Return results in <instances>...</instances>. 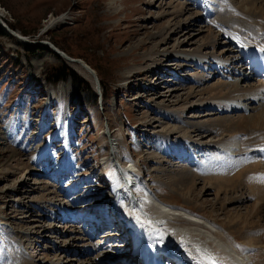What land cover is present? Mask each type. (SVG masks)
I'll list each match as a JSON object with an SVG mask.
<instances>
[{
	"label": "rangeland",
	"instance_id": "rangeland-1",
	"mask_svg": "<svg viewBox=\"0 0 264 264\" xmlns=\"http://www.w3.org/2000/svg\"><path fill=\"white\" fill-rule=\"evenodd\" d=\"M168 1L188 4L189 7L175 18L180 22V28L174 35L177 40L182 42L187 36L184 23L193 18L196 21L190 23L193 24V29L189 30L190 43H186L178 51L169 49L167 53L191 58V52L201 50L199 56L193 57L195 59L192 63L204 60L214 63V66L218 61L216 55L222 50L220 47H234L232 42L223 43L222 36L215 39L217 43L214 48L209 45L202 49L201 45L209 35L207 27L210 26V32L218 30L208 21L212 18L214 21L225 18L219 13L224 12L223 6L230 2L228 0H221L220 8L211 15L206 14V11L204 13L199 0H0V8L5 11L0 22L30 39V42H18L0 25L3 31L0 33V167L9 168L5 177H1L4 173H0V222H4L0 223V264H22V259L19 258H27L28 255L33 256L27 258L28 261L35 260L33 264H40L45 259L42 253L44 251L51 261L59 258L58 264H80L81 260H85L84 256L77 261L69 260L72 255L59 251L68 241L70 230H76L86 220L83 212H76V220L79 222L66 220L64 212L76 211V205H84L96 196L101 195L107 199L110 191L105 186L109 185L114 170L107 169L101 161L108 154L110 142L115 138L122 149L120 155L132 156L139 163L142 183L147 187L151 186L159 197L170 201L187 203L181 198L180 191L176 190V185L169 181L180 170L192 171L197 189L201 187L203 180L214 181L217 176L227 175L218 172L215 165L206 162L204 151H201L204 146L198 145L200 136L190 130L196 121L204 123L205 127H214L208 140L215 141L221 136V129L224 127H218L215 119L234 118L238 112L218 111L208 116L211 124H207V116H199L208 107L202 105L197 108L199 103L185 108L169 106L170 103L166 101L158 105L164 94H168L172 88L176 92L169 100L174 101L175 98L185 96L189 89L196 95L193 97L195 100L199 97L197 92L212 82L203 79L213 67L210 64L207 65L208 68H203L208 70L201 75L202 70L195 71L196 68L193 67L181 70L183 62L166 65L165 58H158V52L164 54V47H158L156 34L166 25L167 16L164 13L170 10L165 4ZM231 11L236 12L233 9ZM58 16L60 21L54 22L40 33L51 17ZM198 28L201 29L200 33H197ZM43 41L56 45L69 56L81 58L93 68L96 78L102 83L99 90L106 92L107 98L100 100L97 95L96 100H93L90 92L98 93L93 83L95 81L85 76L76 63L53 53ZM144 41L147 44L135 49ZM35 45H39V48H35ZM238 50L245 51L240 47ZM205 55L209 58H205ZM147 56L149 60L145 61ZM242 60L244 59L238 63L235 60L229 68L219 64L227 71V79L238 77L234 80L244 82L246 80L242 76L250 78L247 69H240ZM62 67H69L80 78L79 81L74 82L69 76L55 83L47 80V76L53 75L54 68ZM156 76H160L162 80H155ZM199 78H202L200 82L194 81ZM248 82H254V79ZM165 114L167 118L163 119ZM174 117L179 118L173 121ZM148 124H152V127L147 128ZM171 127H174L175 132H169ZM146 131L149 134L152 132L150 138L144 135ZM42 147L49 150V159L39 164L36 153ZM11 150L16 152L23 164L6 162L12 154ZM177 150L179 153L184 151V155H176ZM188 151L190 154L186 155ZM220 153L217 158L222 157ZM167 154L170 156L167 157ZM196 154L200 158L201 166L193 163L196 160H191ZM55 158L60 162L66 159L70 165L67 172L71 174H66L65 179L58 176L57 168H49ZM25 167L27 170L24 172ZM161 167H164V172L158 171ZM252 167V163L240 165L239 175L231 173L228 178L235 177L236 181L243 179L244 174ZM52 169L57 171L55 175L47 176L48 173L44 175L37 171H53ZM174 169L175 173L171 171ZM75 182V188L70 189ZM39 184L42 187L46 185V188L35 190V185ZM88 184L93 186V195L72 202L84 193ZM236 188L231 196H237L241 192V185ZM210 192L212 193L208 195L199 194L197 200H192L191 206L216 218L227 231L229 238L234 235L235 244L238 247L244 246L243 234L252 229L241 228L233 217L237 212L243 214L254 198L243 203H226V207L221 209L219 202L222 203L223 200L220 198L216 202L214 189ZM219 196H223V193ZM54 204L63 208L58 210L60 207ZM67 205L70 210L65 209ZM41 212L48 215L42 217L39 215ZM58 213L61 218L54 216ZM35 224L40 230L24 241L25 236L21 232L36 229ZM88 227L90 224L85 226V231ZM102 228L104 227L100 225L93 229L96 233L90 239L91 242L100 240L98 238ZM258 235L264 242V226ZM65 236L67 237L64 238ZM28 241L31 247L28 246ZM111 243L105 242L104 245L112 247L114 244ZM109 251L108 255L114 254L111 253L113 250ZM37 259L40 261H36Z\"/></svg>",
	"mask_w": 264,
	"mask_h": 264
},
{
	"label": "bare ground",
	"instance_id": "bare-ground-1",
	"mask_svg": "<svg viewBox=\"0 0 264 264\" xmlns=\"http://www.w3.org/2000/svg\"><path fill=\"white\" fill-rule=\"evenodd\" d=\"M228 1L230 2H227L225 6H223V8L225 9L222 8L224 12L219 13L223 14L225 18L220 21H214V19L212 18V20L208 21L211 26H214L218 30L210 32V26L207 27V32L209 35L204 38L205 40L201 44L203 46L202 49L209 47V45L213 46L214 48L215 44L217 43L215 39L219 36H222L224 38L223 43L227 44L229 42H232L234 44V47H220L222 50L219 54L216 55L218 61H216V65L214 66V63L206 62L204 60L196 61L194 64L192 63L193 59H195L193 57L195 55L199 56V54L202 53L201 50L195 52L193 51L194 53L191 52V58L187 57L186 55H170L169 53H167L169 49H177L178 51V49L183 45H185L186 43H190L191 33H189V30L193 29L191 28L193 24L190 23L191 21H196V18H193L192 20L184 23V27L182 26L183 28H185V33L187 34L186 37L184 36L185 39H182V42L174 37V35L180 28V22L175 18L180 16L184 10L189 8L188 4L184 5L183 3H174L173 1L166 2L165 4L170 9L169 11L164 13V15L167 16V22L163 29L159 30L156 34L159 43L158 47H164V54L158 51H155V53L158 52V55H160L158 56V58H160L161 56L165 58L164 64L175 65V63L183 62L181 64V70H184L187 67H193L194 69L196 68L195 71H198L199 69L200 71L202 70L200 72L201 75H203V71L208 70H205L203 68H208L207 65L209 64L213 66L210 71V73L212 74L209 73L208 76L203 77L204 81L212 82L203 87L202 90L197 92V95H199L197 99L194 100L193 97H195L196 95H193V91L189 89L186 92L185 96H178L179 98H175L176 100L174 99V101L169 100V97L173 96L176 92V90L172 88L171 91L168 92V94L166 93L167 95L164 94V98H162L161 101L158 102V105L160 103L164 104L166 101L170 103L169 106L177 105L179 108H185L191 105H195V103H199L197 108L203 105L205 107H208V109H205L202 114H200V116L199 114H197L196 117L207 116V124H211L209 122L211 118L208 116L216 114L218 113V111L223 110L226 112H238V114L234 116V118L219 117L218 119H215L217 123L216 125H218V127L220 125H224V127L221 129V136L217 137V140L215 141L208 140V136L215 129L214 127H205L203 125L204 123L202 124L199 123L200 121H196L194 124H192V128L190 130L191 132H197L199 134L200 137L198 145L204 146L203 148H201V151H204L203 155L206 157V162H208V164L210 163L212 165H215L216 167L214 166V168H217L218 172L227 174L225 177L221 175L217 176L214 181L207 179V181L204 182L205 180H203V184L200 188L197 189L195 178L193 177V173L191 170H180V172L175 176H171L169 180L170 183H174L176 185V190L180 191L179 194L181 198L187 203H179L177 201H170L168 199L161 198L155 193L151 186L148 187V189H144L146 190L145 193H141V200L134 198L130 194L126 196L125 203L130 204L135 202V204L133 205L134 210L144 221L145 227L142 228V231L145 232V241L150 240V244L154 246L153 252L155 251V249L161 252L157 256L147 254V257L152 264H157L161 260H164V262L173 261V264H198V261H200L201 256L204 255L205 252L216 257L218 260V264H264V242L261 241V237H259L258 235L260 229L264 226V77L260 74L263 71L259 72V74L255 72L251 75L248 74L251 71L250 69V71L247 72V75L250 78L247 79L242 76V78L246 81L238 82V80H234L238 77L227 79L225 77V73L227 71L224 70L225 68L231 67L235 60L238 63L241 59L244 60H242L243 64L241 63L242 65L240 66V69L244 68L245 70L251 67L248 64V60L249 58H251L250 52L254 51L264 54V0ZM212 3V0L206 1V4H208L207 6L210 5V7H212ZM231 9L236 12H232ZM4 13V9L0 8V20L2 17H4ZM236 16H239V18H237ZM60 19L61 18L59 16L53 18L51 17L49 21L44 25L45 27L42 29V31H45V29H48L51 25H53L54 22L60 21ZM5 26L7 27V33H12L10 35L14 36L18 42H30L29 37L24 36L17 30H13L6 24ZM200 31L201 29L198 28L197 33H200ZM152 37L154 36H151V38ZM209 37H211V39ZM147 41L142 42V44H139V46H137L135 49H139L140 47L145 45ZM222 41H220V43ZM50 44L52 48L58 50L60 53H62V55L69 56L56 45H53L52 43ZM237 46L238 48H243L245 51L242 52V50L240 51L238 50V48L235 49V47ZM206 55L205 58H209V56ZM69 57L75 59L74 61L70 62L76 63L79 67V70L85 76L89 77L90 80L95 81L93 82L94 86L98 87L99 89L100 83L96 78L97 75L93 68H91L81 58L72 56ZM148 60L149 56H147L145 61ZM167 60L169 61L167 62ZM220 63L225 66L224 69L220 67ZM178 65L180 66V64ZM164 67L162 68L165 69ZM95 79L98 82V86ZM160 79L162 80L160 76L155 77V80L157 81ZM201 79L202 78H199L194 81L200 82ZM250 79H254V82H248V80ZM50 93L52 94V90L50 91ZM157 97L155 98V100H157ZM245 103H248L249 105H246ZM162 118L166 119L167 115L165 114ZM178 118L179 117H174L173 121L178 120ZM146 127L151 128L152 124H148L146 125ZM224 131H226L225 134L223 133ZM169 132H175L174 127H171L169 129ZM145 133L144 135L148 138L152 136V132L151 134H149V132L147 131ZM33 139L34 138L32 137L31 141H33ZM116 139L117 138L113 139L111 141V144H113V141H115ZM113 148V145H111L112 150ZM45 149V147H42L36 153L37 161L39 164L42 163L45 159H49V150L46 151ZM11 152L12 154L8 156L6 162L12 161L13 163L15 162L18 165L23 164V161L21 162L20 160L21 158L16 156V152L14 150H11ZM218 153H220L222 157L217 158ZM189 154L190 151H188V155ZM111 155L112 154L109 151L107 155L103 156L105 160L103 159L104 161L102 162V165L108 163ZM178 155L183 156L184 151H181V153H179ZM166 156L169 157L170 155L167 154ZM54 160L55 162L52 161L53 164L49 166V168H57L58 176L65 179V175L70 173L69 171L67 172L70 165H68L66 159L62 161L63 163L58 161V158H55ZM191 160H196V162L193 163H197L198 166H201L199 164L200 158L198 154H196L195 157H192ZM112 162L113 158L111 163ZM248 163H252L253 167L250 171L246 172V175L244 174L243 179L241 178L236 181L235 177L228 178V175H232L231 173H235L234 175L238 176V169L240 168V165H247ZM130 167L131 166L124 169L127 176H132L133 170ZM26 168L27 167L24 168V172L27 170ZM163 169L164 167H161L158 171L164 172L165 169ZM175 169L171 171L175 173ZM7 170H9L7 166L0 167V173H4L3 175H1V177H5L6 175H8L6 173ZM37 171L43 173L44 175H47L48 173L47 176L52 174L55 175L57 172L56 170H53L54 172H41L40 170ZM115 171L116 172L114 174V180L120 179L121 177L124 180V177L122 176L123 170L118 167ZM145 175L148 176V173H146ZM147 179L148 181H150L149 177ZM76 182H78V180ZM76 182L70 187V189H73ZM238 185H241V192L239 194L237 193V196H231V192L236 191V187ZM43 186L44 187H42V184H39L38 186L35 185V190H39L41 188L45 189L46 185ZM19 187L21 186L19 185ZM86 187L87 188L84 193L80 196L78 195V197L72 200V202L80 201L81 199H85V197H88V195H93L91 190V188L93 187L92 184H88ZM105 187L110 191L109 185H106ZM213 189V194L215 197L214 199L216 200V202H218L220 198L221 200H223L222 203L219 202V204H221V209L223 207H226L224 206L226 205V203L229 204L233 201L237 203H243L252 197L254 198L252 200L253 202H251L250 205L246 206L245 212L243 214L241 212H237L235 213V217H233L235 221H237L241 225V228L247 227L252 229L246 234L242 233L244 235L243 238L245 239L244 246L238 247L235 244L234 235L232 236V238H229V236L227 235V231L224 230L222 224H220L216 218L210 217V214L201 212L198 208H193L191 206L192 200L194 198H196L197 200L199 194H211L212 192H210V190L213 191ZM220 193H223V196H219ZM21 196H23V194ZM111 198L112 197H107L106 199L101 195L96 196L91 201L85 202L84 205L83 203L76 205V211L70 210L71 208H69V205L65 206V209H68L70 211L64 212V219L79 222L76 220L78 218V213L76 212H83V216L84 218H86V220L76 230H70L68 241H66V243L59 248L60 253H69L70 255H72L69 260L74 259V261H77L79 260V257L84 256L83 259L85 260H81L80 264H134L139 261V256H137L136 254H127V251H123L122 253L120 252L123 249H119V245H124L121 242L126 241V235H124L123 233L120 234V236L122 234L124 235L121 236L122 239H120V243L119 241H114L115 244L112 247L104 245L105 242L101 240H98L94 243L90 241V239L96 233V230L93 229L97 226L99 227L106 218L107 213H104V211L106 208L110 207L112 202ZM144 203H146V205ZM149 203H151V205ZM140 204H142V206H140ZM54 206L60 207L58 208V210H61V208H63L62 206H58L55 204ZM39 215L43 217L44 215L48 214H44L43 212H41V214ZM54 216H58L59 218L62 217L59 215V213L58 215L54 214ZM23 217H25V214L23 215ZM0 223L4 224L2 220ZM89 224L90 227H88V230L85 231V226ZM118 226L119 225L116 224L115 226H112L107 230H113L114 228H118ZM35 228L36 229L34 230L21 232L22 236H25L24 241H27L28 238H30L33 234L37 233L40 230V227L37 224H35ZM107 230H105L103 232L104 234L102 235L113 233ZM66 237L67 236H65L64 238ZM0 248H2V245L0 246ZM40 249L42 250L43 248ZM109 250H113V252L111 253H114L113 255L115 256H108L107 253L110 252ZM91 252L93 253L90 255ZM42 253H44L45 259L44 261H41L42 263L40 264H58V262L60 261L59 258H55L53 261H51L47 256L46 251ZM60 253L58 252L59 255ZM31 257L33 258L32 255L27 256V258ZM27 258L23 257L19 259H22V264H33V261L35 262V260H31L30 262ZM36 261L40 260L37 259ZM4 264L8 263L5 262ZM203 264H207V262L204 261Z\"/></svg>",
	"mask_w": 264,
	"mask_h": 264
},
{
	"label": "trees",
	"instance_id": "trees-1",
	"mask_svg": "<svg viewBox=\"0 0 264 264\" xmlns=\"http://www.w3.org/2000/svg\"><path fill=\"white\" fill-rule=\"evenodd\" d=\"M0 33L1 34L3 33L1 27H0ZM35 48H39V45H35ZM64 68L63 67L62 68H54L53 71H52L53 72V75L52 76H47L46 77L47 80L50 81V82H52V83L53 82L55 83V82H58L59 80L65 79L67 76H69V77L72 78V80L74 82L79 81L80 78L72 70H70L69 67H67V68L64 67ZM100 84L102 86V83L101 82H100ZM102 89H104V88L102 87ZM90 93L92 95L93 100H96L97 94H95L93 91H91ZM106 98H107L106 92L102 91V100H105Z\"/></svg>",
	"mask_w": 264,
	"mask_h": 264
},
{
	"label": "snow or ice",
	"instance_id": "snow-or-ice-1",
	"mask_svg": "<svg viewBox=\"0 0 264 264\" xmlns=\"http://www.w3.org/2000/svg\"><path fill=\"white\" fill-rule=\"evenodd\" d=\"M204 261H206L207 264H218L217 258L206 252L204 253V255L201 256L200 261H198V264H203Z\"/></svg>",
	"mask_w": 264,
	"mask_h": 264
},
{
	"label": "water",
	"instance_id": "water-1",
	"mask_svg": "<svg viewBox=\"0 0 264 264\" xmlns=\"http://www.w3.org/2000/svg\"><path fill=\"white\" fill-rule=\"evenodd\" d=\"M1 21V20H0ZM0 25L3 27V29L5 30V32H7V27L5 26V24L3 23V22H0ZM10 32V31H9ZM43 31H41L40 33H42ZM10 34H12V33H10ZM38 43V42H37ZM44 43V42H43ZM48 44V46L51 48V50H52V52L53 53H55V54H57V55H59V56H62V57H64V58H66V59H68L69 61H74L75 59H73V58H70L69 56H66V55H62V53H60L58 50H56L55 48H52L51 47V44L50 43H47ZM96 80V79H95ZM96 82H97V80H96ZM97 86H98V82H97Z\"/></svg>",
	"mask_w": 264,
	"mask_h": 264
}]
</instances>
